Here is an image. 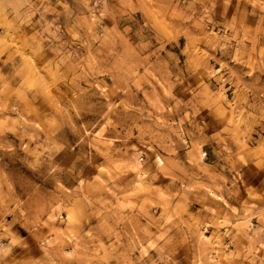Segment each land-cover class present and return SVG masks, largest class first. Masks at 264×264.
<instances>
[{"label": "rangeland", "instance_id": "obj_1", "mask_svg": "<svg viewBox=\"0 0 264 264\" xmlns=\"http://www.w3.org/2000/svg\"><path fill=\"white\" fill-rule=\"evenodd\" d=\"M0 264H264V0H0Z\"/></svg>", "mask_w": 264, "mask_h": 264}]
</instances>
